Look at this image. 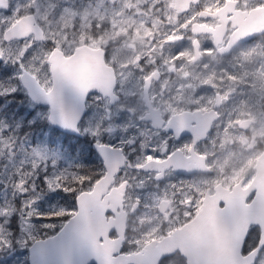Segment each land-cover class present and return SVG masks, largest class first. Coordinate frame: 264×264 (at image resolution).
Returning <instances> with one entry per match:
<instances>
[{
  "label": "flooded vegetation",
  "instance_id": "af4514ba",
  "mask_svg": "<svg viewBox=\"0 0 264 264\" xmlns=\"http://www.w3.org/2000/svg\"><path fill=\"white\" fill-rule=\"evenodd\" d=\"M3 1L0 134L17 139L43 134L52 151L46 168L34 171V179L37 174L38 180L50 178L60 163L59 190L65 192L72 185L71 175L78 177L87 168L83 164L77 170L74 144L98 162L95 169L101 175L91 187H83L73 198L75 193L61 198L65 218L76 213V197L90 192L106 174L96 144L122 162L106 192L122 191L116 212L126 214V229L118 255L160 243L189 224L205 203L213 213L225 200L245 197L246 217L259 221L247 223L238 252L228 249L227 256L229 252L233 264H249L254 253L253 264H264V161L259 163L264 159V0H30L31 5H26L28 0ZM27 17L33 23L18 25ZM75 58L87 72L75 68ZM26 75L46 93L56 88V119L69 125L82 116L76 122L79 135L49 123L50 105L28 93L22 81ZM105 76L113 81L112 99L103 96L110 88ZM80 80L82 85L73 88ZM97 80L104 81L103 91L88 92L82 100V90L100 88L91 87ZM176 96L187 98V103H172L170 98ZM162 99L169 100L164 114L156 106ZM180 114L188 125L180 127L178 119L171 124ZM243 122L248 126L242 127ZM175 152L179 156L169 161ZM19 173L21 190L12 203L0 196V208L11 219L13 245L17 221L28 218L21 197L32 182L27 171ZM213 173L220 175L212 177ZM197 191L200 195L191 205ZM54 194L48 193L52 199ZM90 205L87 201L84 210L92 213ZM40 209L30 218L48 220V213ZM142 210L145 217L138 220ZM112 216L111 211L104 214L106 219ZM137 220L142 223L138 227ZM37 225L41 236L48 223ZM186 232L191 236L182 239L181 249L157 264H202L192 243L196 229ZM116 238L115 231L109 233V240Z\"/></svg>",
  "mask_w": 264,
  "mask_h": 264
},
{
  "label": "water",
  "instance_id": "95a60500",
  "mask_svg": "<svg viewBox=\"0 0 264 264\" xmlns=\"http://www.w3.org/2000/svg\"><path fill=\"white\" fill-rule=\"evenodd\" d=\"M1 2L2 4H0V7L5 6V2L3 0H1ZM31 23H33L31 18L27 17L25 20H20L18 25L23 26L26 24V27H28L27 25ZM70 62L72 61L68 60L69 64ZM72 63L76 65L75 68L79 67V72L84 71L82 65H78V63L80 64V61H77L76 58L75 60L73 59ZM51 71L53 73V66H51ZM77 73L78 72H76V74ZM104 78L107 82L106 85L109 84L110 88H108V92H105L103 96L112 99L113 81L111 77L105 76ZM77 79L82 78L77 76ZM22 81L26 86V90L31 96H33L34 100H45L48 102V105H50L51 110L49 123L51 125L64 132L79 135L77 123L82 116L80 118L76 117V120L74 119V123L69 125L66 124L64 120L61 121L60 118L56 119L58 110L55 109L56 105L54 104L55 99L53 97L56 88H51V90L46 93L42 88H38L39 84L36 83V81L29 75H26L25 78L22 77ZM81 85L82 80L75 83L74 87H72L78 88ZM92 86H98L100 88H90L87 91L82 90V100L88 92H102L103 88L101 87L104 86V81H94L91 84V87ZM82 100L80 101L81 114L84 113V104ZM182 118L183 114L178 115L171 121V124L174 123L175 119H178L180 127L188 125V123L183 122ZM241 126L247 127L248 122H243ZM94 146L96 153L104 161L106 174L95 183L90 192H83L76 197V213L62 225L56 234L48 238L35 241L31 244L28 249L29 264H104V262L107 264H157L159 259L174 253L177 249H181V245L183 244L182 239L191 236L186 232L188 229H196L194 241L192 243L196 246L195 253L202 257V264L234 263L233 260H230L231 254L229 255V252L227 256L228 249H234L237 253L238 247L241 246L246 235L247 223H258L259 221L256 218L248 220L246 217V211L248 209L242 203V200L245 199V197L237 198L234 202L225 200L223 208H218V210L216 209L213 213L210 206L206 209L205 203L202 205L197 216L189 224L176 230L170 236L164 238L160 243H148L139 253L117 255L113 259L111 255L118 254L123 241L126 229V214L116 212L117 208L121 207L118 192L122 193V191L119 189H112L109 194L106 192L110 183L113 182V176L117 173L118 168L122 166V162L120 161V164L119 162L117 163L116 157L112 154L113 152L110 151V149L103 148L102 146H98L96 144ZM179 153L180 152H175L172 156H170L169 161L174 159L175 156H179ZM190 157L193 160L195 159L193 154H191ZM263 161L264 160L262 159L261 162ZM143 169H146V166H144ZM103 194H105V196L103 200L100 201ZM256 200L259 202V199ZM87 201L93 206L92 213L86 211L87 209L84 210ZM106 211L113 212L114 216L106 219V217H104ZM213 214L216 217H213ZM113 231L116 232L117 238L115 240H109L108 235ZM230 233L233 238H230ZM238 236H240L239 244L236 245L238 243V241H236ZM80 243L87 245L88 247L82 250L79 248ZM253 259L254 253H251L249 264H253ZM81 261L84 262L82 263Z\"/></svg>",
  "mask_w": 264,
  "mask_h": 264
},
{
  "label": "rangeland",
  "instance_id": "374dc122",
  "mask_svg": "<svg viewBox=\"0 0 264 264\" xmlns=\"http://www.w3.org/2000/svg\"><path fill=\"white\" fill-rule=\"evenodd\" d=\"M26 5H31L30 0L26 2ZM48 6L49 5L45 6V8H48ZM40 11L41 8L37 9L38 13H40ZM47 19L48 17L45 18V20ZM3 128V126H0V132ZM51 151L52 148L47 143L46 137L40 132L19 139L8 135L4 137V135L0 134V195L5 196L7 192L13 193L21 190L19 172L26 171V168L32 169V173L28 178L32 180V182H27V186H29L28 193L25 195L24 199L21 197V202L26 208L28 218L17 221L18 229L15 245H13L11 241V219L6 218V212L0 208V264H28V247L34 239L40 237L38 236L37 223L44 225L48 223L46 230H49L53 228L49 225V222H52L54 228L58 229V227L60 228L62 224L68 220L67 217L65 218L64 209H62L60 204L61 198L58 192V181L61 178L57 177V174L60 172V163H58L57 169L52 173L50 178L43 177L42 180H38L37 174L36 180L34 179L35 170L39 172L40 168H46ZM52 157L56 159L57 156L53 154ZM16 166H20L21 169H18L15 175L13 168ZM219 175L220 173H213L212 177H218ZM7 185H11L7 187L8 191H3V188ZM51 191L55 192L53 199L48 195ZM20 194L22 193L20 192ZM29 195L33 196L29 197ZM199 195L200 191H197V194L191 198V200H193L191 205L196 204V198ZM46 205L49 206L51 210H47ZM40 206V213H48L47 217L49 219L46 221L30 218L31 214L36 212ZM184 206H186V204H184ZM147 209L149 212L150 207ZM145 214L146 211L142 210L138 220L145 217ZM138 220L136 227L142 224L138 222ZM44 225L41 227L44 228ZM40 235L42 236V234ZM136 242L141 244L142 240L137 239ZM168 264H172V261Z\"/></svg>",
  "mask_w": 264,
  "mask_h": 264
},
{
  "label": "trees",
  "instance_id": "16d2710c",
  "mask_svg": "<svg viewBox=\"0 0 264 264\" xmlns=\"http://www.w3.org/2000/svg\"><path fill=\"white\" fill-rule=\"evenodd\" d=\"M74 144V143H73ZM73 153H74V164L77 166V170H81V166L83 164H86V169L85 172L78 174L77 176H73L71 175L70 177V181L72 182V185H70L68 187V192L59 190L61 192H59V196L60 198L66 197L69 195H71L72 193H75L74 195H72V198L76 195L77 191H80L83 189V187H91L92 184L99 178V176L101 175L99 170H96L95 167L98 164V162H94L93 158H91L88 154V152L84 149V147L82 145H76L74 144L73 147ZM78 159V162H77ZM14 169V174L18 169H21L20 166H16L13 168ZM27 174H31L32 173V169L30 168H26ZM16 175V174H15ZM63 181H65V179H63ZM87 183V184H86ZM63 188V187H62ZM63 190H66L65 188H63ZM8 191V190H7ZM19 194V193H18ZM60 194H64V196H61ZM15 195V192L13 193H9L7 192V194L5 196L9 197V204L12 203L11 198ZM1 196V195H0ZM74 204V203H73ZM4 204H0V206H2ZM75 207V204H74ZM63 222V221H62ZM49 225L52 226L53 228L50 230V233H52L55 228H54V224L52 222H49ZM59 228V227H58ZM46 230V229H45ZM45 230H43V232H41L42 236L45 237ZM34 241V240H33ZM32 241V242H33ZM31 242V243H32ZM31 245V244H30ZM29 245V246H30Z\"/></svg>",
  "mask_w": 264,
  "mask_h": 264
},
{
  "label": "clouds",
  "instance_id": "9594fccd",
  "mask_svg": "<svg viewBox=\"0 0 264 264\" xmlns=\"http://www.w3.org/2000/svg\"><path fill=\"white\" fill-rule=\"evenodd\" d=\"M171 102L176 104V105H181V104H186L187 103V98L181 99L180 97H172L170 98ZM169 100H161L160 102H157L156 106L159 107L160 111L162 114L166 113V110L168 108Z\"/></svg>",
  "mask_w": 264,
  "mask_h": 264
},
{
  "label": "snow or ice",
  "instance_id": "6c2138e0",
  "mask_svg": "<svg viewBox=\"0 0 264 264\" xmlns=\"http://www.w3.org/2000/svg\"><path fill=\"white\" fill-rule=\"evenodd\" d=\"M3 72H4L5 75H7V74H8V69H7V68H4V69H3ZM21 115H22V114H21Z\"/></svg>",
  "mask_w": 264,
  "mask_h": 264
},
{
  "label": "bare ground",
  "instance_id": "6f19581e",
  "mask_svg": "<svg viewBox=\"0 0 264 264\" xmlns=\"http://www.w3.org/2000/svg\"><path fill=\"white\" fill-rule=\"evenodd\" d=\"M264 160V159H263ZM260 164H262V162H260Z\"/></svg>",
  "mask_w": 264,
  "mask_h": 264
}]
</instances>
